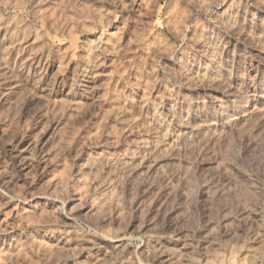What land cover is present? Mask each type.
Returning <instances> with one entry per match:
<instances>
[{"label":"rangeland","instance_id":"rangeland-1","mask_svg":"<svg viewBox=\"0 0 264 264\" xmlns=\"http://www.w3.org/2000/svg\"><path fill=\"white\" fill-rule=\"evenodd\" d=\"M0 264H264V0H0Z\"/></svg>","mask_w":264,"mask_h":264}]
</instances>
